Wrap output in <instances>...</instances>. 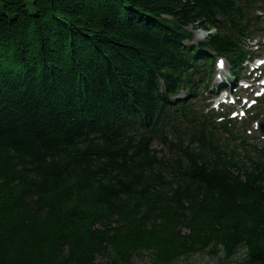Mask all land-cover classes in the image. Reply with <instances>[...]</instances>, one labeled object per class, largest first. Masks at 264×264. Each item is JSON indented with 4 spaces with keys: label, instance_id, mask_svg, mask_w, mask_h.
<instances>
[{
    "label": "trees",
    "instance_id": "trees-1",
    "mask_svg": "<svg viewBox=\"0 0 264 264\" xmlns=\"http://www.w3.org/2000/svg\"><path fill=\"white\" fill-rule=\"evenodd\" d=\"M239 1L0 0V264H93L97 255L133 264L143 254L176 264L197 253L264 264V152L239 171L234 159L246 153L210 143L223 125L192 111L180 120L196 127L186 131L190 157L104 142L120 136L122 121L125 136L140 132L126 124L153 108L157 81L165 85L155 101L168 103L186 27L218 26L212 42L240 48L227 27L237 25L228 13ZM168 115L159 133L140 137L175 125Z\"/></svg>",
    "mask_w": 264,
    "mask_h": 264
},
{
    "label": "bare ground",
    "instance_id": "bare-ground-1",
    "mask_svg": "<svg viewBox=\"0 0 264 264\" xmlns=\"http://www.w3.org/2000/svg\"><path fill=\"white\" fill-rule=\"evenodd\" d=\"M152 19H154L152 22H154L157 25H160L161 27H164V24L160 23V22H162L161 20H159L156 17H154ZM196 34H198V32ZM202 34L203 35H200L199 38L204 37V33H202ZM209 37L212 41L214 40V38L211 37L210 35H209ZM219 48L222 51H226L228 48V45L220 46ZM198 69L201 70L202 68L198 67ZM173 70L174 71L171 74H169V76H170L169 78L174 77V75L176 74L175 75V87L170 85L172 87V96L168 100V103H165L164 107L163 106L158 107L160 105V103L156 102L155 100H157L158 98H160L162 96V94H163L162 91H163V87H164L165 83L157 81L156 86H154V87L152 86L151 87L152 90L149 91L150 92L149 97L151 98V100H153L152 101L153 108H148L144 111L138 109L140 111L139 116L141 117V119L136 118L134 116V117L130 118V120L128 122L129 124H126L127 128H129L130 130L136 128L140 132L137 134H134V135L127 134V136H125L124 128H126V127H124V125L127 122L122 121L120 124V128H119L120 130L118 129L120 131V136L116 137V136H114V134L112 132H110L109 136L107 138H105V141H104L105 143L109 144V143H111L114 140H117L119 138H125L126 139L125 141H127V143L129 145H131L134 148L139 147L140 149H144L146 151V153H150L152 151H155V152H159V155H161L163 153V150H166V151L167 150H169V151L173 150L175 152L180 153V155L175 154V157L178 160H181L184 157H190L192 155L191 154L192 152H190V149L188 147H190V146L195 147V145L192 142H190V141H195V137L190 135L186 131H193L194 129H196V127L189 126L187 124V122H185V124H186L185 125L180 120L176 119L177 116H179L178 114L172 116L173 120H175V123H174L175 125H170L169 127L163 129L161 132V135H158L157 137H152L150 139L147 137H140V136H147L148 132H150V131H151V133H152V131H156L158 133L160 132V130L165 126L164 125L165 119L163 120V118L168 115V114H164L163 111L166 110L170 115V114H172L173 108H177L181 104H184V105L186 104V101H185L186 98L194 97V99H204V97L207 94L209 95V92L202 91L201 87H199L197 85L185 83L183 80V76H182V72H181L180 67L177 69V72H176V69L174 67H173ZM209 72L211 73V75H215L216 73H218V71H216V70H213V71L210 70ZM242 87L243 86H240L238 88L241 89ZM145 88H148V87L145 86ZM182 89H188V90L182 92ZM164 90H166V88H164ZM199 91H202L201 94H197V92H199ZM229 103H232V102H229ZM235 105H236V103L232 104V106H235ZM216 108L221 109V106L219 104H216ZM134 111L132 114H134ZM228 111H229V109H227L223 112H228ZM125 112L127 114L129 113V111H127V110H125ZM196 112H199V108L197 105L194 106L192 109V113H196ZM115 113L117 115L119 114V112H115ZM185 114H187V111L185 109H182L181 115H185ZM154 115H156L160 118V120L158 122H155L156 119H154ZM244 119H247V120L244 121ZM231 120L232 121L230 123H228V124H231L230 125L231 127H229V129H226V128L220 129L219 127H217L218 131L213 133V135L216 136V138H214V140L211 141L210 143L219 144L220 145L219 147H221L222 149L236 148L239 151H241L242 153H246L244 155H240L241 161L234 159L235 162L240 165L238 170L242 171L243 167H248V166H251L252 164H254L255 162L253 159L256 158L257 156H261L260 153L264 152V140H261L254 135H250V137L252 139H254V141L242 143L239 146L238 145H232V144L226 146L221 139H218V135L221 133H225L226 130L227 131L234 130L235 132H239V131L245 132L247 129L248 132H251L253 130V128L256 130L258 129L259 133L264 135V120L261 118H257V116L252 114L251 112L246 113L244 115L239 113V114L235 115L234 117H232ZM116 121H114L115 123L112 122L110 124L112 126L116 125ZM125 121H127V119H125ZM256 121L259 122L258 126L252 124ZM214 122H216V120H214ZM250 122H252V123H250ZM182 126H184V127H182ZM113 127H115V126H113ZM100 132H103V131H100ZM110 135L113 136L114 138H110ZM131 137H133V138H131ZM178 137H183L186 139L185 143L183 142L184 146L179 147V146L173 145L172 143H167V142H170L172 139H176ZM226 139L229 141H234L230 136H227ZM243 140H246V139H243ZM203 147L209 152H210V150L213 149V147H206V146H203ZM111 148H113V146ZM119 150L120 149L118 148L117 151H115L113 153V155H112L113 158L121 156V153ZM90 153H91V159L93 158L92 160H96V161L99 160L100 161L101 159H104V160L111 159L110 154H106L105 152L98 153L96 151L94 153V152L90 151ZM178 156H179V158H178ZM148 158H150V157H147V159ZM165 159L168 160L169 155L166 154ZM166 162H169V160ZM226 165H223L224 168H226L227 170L230 169L231 171H233V169L230 168L233 165L231 164V162L228 158L226 160ZM114 167H115V169L113 170V172L117 171V174L119 175V179L122 180V179H128L129 178V176L124 175L122 169H120L117 166H114ZM110 169L112 170V168H110ZM101 172H103V171H101ZM115 174H116V172H115ZM241 179L243 181H245V176L242 175ZM114 183L116 184V182H114ZM109 186H112V182L109 183ZM197 254H199V253H197ZM188 257L189 256H187V258ZM179 262H182V261L179 260Z\"/></svg>",
    "mask_w": 264,
    "mask_h": 264
},
{
    "label": "rangeland",
    "instance_id": "rangeland-1",
    "mask_svg": "<svg viewBox=\"0 0 264 264\" xmlns=\"http://www.w3.org/2000/svg\"><path fill=\"white\" fill-rule=\"evenodd\" d=\"M149 19H151V17H149ZM130 20H132V19H129V21ZM197 31H202V30H197ZM202 32L204 33V35H207L208 36V32H206V31H202ZM75 105L77 107H79V103L76 102V101H75ZM39 106H40L41 109H43L42 103L41 104L39 103ZM54 110L55 109H53V111ZM53 111H50L49 115L51 114L50 117L52 119H55L56 118V115H55V113H53ZM75 112H77V111H73V113H75ZM73 117L77 118L78 115L77 114H73ZM78 126L79 125H77L76 127H78ZM48 127H49V133L51 135L54 134L53 135L54 137L57 136V134H58V132L60 130L56 129V127L54 129L53 126H52V128H51V126H48ZM65 142H67V141H64V143ZM61 144H63V143H61ZM55 154L57 156L62 155V154H59V153H55ZM71 155H76V154L72 153ZM236 261H237V259H234L231 263H228V262L223 261L221 256H215V255L210 256L207 253H200V254H197V255L190 256L188 258H184V260H182V262H178L177 261L176 264H235ZM105 262H106V259H104L103 257H100L99 255H97L96 260L94 261L93 264H104ZM133 264H150V260H149V258H148V256L146 254H143L141 256L134 257Z\"/></svg>",
    "mask_w": 264,
    "mask_h": 264
},
{
    "label": "snow or ice",
    "instance_id": "snow-or-ice-1",
    "mask_svg": "<svg viewBox=\"0 0 264 264\" xmlns=\"http://www.w3.org/2000/svg\"><path fill=\"white\" fill-rule=\"evenodd\" d=\"M221 65H222V62H221Z\"/></svg>",
    "mask_w": 264,
    "mask_h": 264
}]
</instances>
